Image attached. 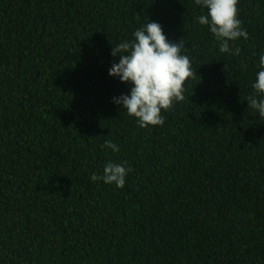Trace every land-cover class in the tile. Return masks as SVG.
Here are the masks:
<instances>
[{
    "label": "trees",
    "instance_id": "1",
    "mask_svg": "<svg viewBox=\"0 0 264 264\" xmlns=\"http://www.w3.org/2000/svg\"><path fill=\"white\" fill-rule=\"evenodd\" d=\"M237 8L231 55L195 0H0V264H264V118L247 105L264 0ZM148 20L193 75L140 128L108 70ZM107 162L132 169L123 188L91 182Z\"/></svg>",
    "mask_w": 264,
    "mask_h": 264
},
{
    "label": "clouds",
    "instance_id": "2",
    "mask_svg": "<svg viewBox=\"0 0 264 264\" xmlns=\"http://www.w3.org/2000/svg\"><path fill=\"white\" fill-rule=\"evenodd\" d=\"M239 0H195V4L206 14L196 19L219 43V51L238 55L230 42L240 38L248 39L242 21L238 17ZM185 48L183 39L169 41L157 22L147 21L132 33L131 40L120 42L112 47L111 55L119 57L108 70L110 78L130 85L127 94L113 98V104L135 118L140 128L163 126L162 112L169 110L175 103L184 99V84L192 77L191 62L187 55L181 54ZM254 94L247 98L248 108L264 118V55L259 57V70L251 85ZM102 149L119 152V147L111 140L101 145ZM132 171L126 162L116 164L107 162L101 175L92 173L91 182H103L123 188L126 178Z\"/></svg>",
    "mask_w": 264,
    "mask_h": 264
}]
</instances>
